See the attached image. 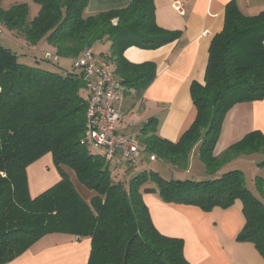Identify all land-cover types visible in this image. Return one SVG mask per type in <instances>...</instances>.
<instances>
[{
  "label": "trees",
  "instance_id": "1",
  "mask_svg": "<svg viewBox=\"0 0 264 264\" xmlns=\"http://www.w3.org/2000/svg\"><path fill=\"white\" fill-rule=\"evenodd\" d=\"M1 1L0 24L22 39L16 47L26 51L0 40V264L55 233L88 238L87 264H189L183 240L154 227L145 195L204 212L228 209L239 201L245 222L236 241L252 244L264 260L262 178L256 177L254 188H249L238 169L200 180L174 179L171 172L165 178L161 173L166 164L186 170L195 152L208 169L215 168L213 149L225 114L235 104L264 98V10L248 16L234 2L226 5L223 28L210 41L203 84L192 82L189 88L196 109L192 125L177 142H170L157 134L158 119H149L136 138L144 148L141 153L154 154L157 161L148 157L145 165L141 154L134 164L117 166L84 138L81 74L72 65L46 60L39 48L47 45L56 56L69 58L108 43V52L101 56L113 65L126 90L139 96L153 81L155 66L130 63L124 51L131 46L159 48L180 32L157 25L154 0H130L123 9L91 15L85 14L89 0H32L39 6L33 17L26 4L13 2L3 8ZM19 57L31 63H21ZM260 151L264 137L252 132L226 153ZM46 155L59 179L31 196L27 168ZM139 164L132 173L130 168ZM256 167H264V158ZM67 169L93 192L88 202L74 188Z\"/></svg>",
  "mask_w": 264,
  "mask_h": 264
},
{
  "label": "crops",
  "instance_id": "2",
  "mask_svg": "<svg viewBox=\"0 0 264 264\" xmlns=\"http://www.w3.org/2000/svg\"><path fill=\"white\" fill-rule=\"evenodd\" d=\"M13 2L26 4L29 12L30 8L33 9L35 13H31V17L39 9L32 4V0H2L1 6L7 8ZM129 2L89 0L85 14L123 9ZM230 2H234L238 10L248 16L264 10V0H154L157 25L166 30L179 31L180 36L156 49L131 46L124 51L123 56L130 63L153 64L155 77L139 96L132 90L125 91L120 106L123 118L116 127L117 133L137 137L151 118L158 119L159 137L170 142H177L188 130L196 116L189 88L192 82L203 84L210 41L222 30L225 7ZM0 31V37L4 31L7 32L1 24ZM7 33L4 42L18 50L16 45L22 39L14 32ZM104 45L108 48L107 53L109 44ZM44 48L53 51L47 45L39 49L42 51ZM66 61L59 60L58 63L69 66L70 61L67 64ZM252 132H259L264 137V98L235 104L225 114L213 149V157L218 160L215 168L208 169L197 154L193 159L196 166L191 164L190 158L186 170L170 164L165 167L174 178L183 176L186 179L190 176L199 180L238 169L243 172L246 185L254 188L252 178H249L250 183L246 182L245 169L247 172L256 170L264 181V167H256L259 159L264 158V151L249 155L228 156L229 153H226L230 146ZM46 157L27 168L31 196L38 195L59 179L50 155ZM143 199L157 231L164 236L183 240V254L189 264H264L252 244L236 241L245 222L239 201L228 209L214 208L204 212L195 206L164 203L157 195H145ZM89 253L88 238L55 233L42 236L24 254L6 264H87Z\"/></svg>",
  "mask_w": 264,
  "mask_h": 264
},
{
  "label": "built area",
  "instance_id": "3",
  "mask_svg": "<svg viewBox=\"0 0 264 264\" xmlns=\"http://www.w3.org/2000/svg\"><path fill=\"white\" fill-rule=\"evenodd\" d=\"M52 56L45 53L46 60H55ZM72 68L81 74L84 81L86 142L117 166L123 163L134 164L144 148L136 137L116 132L123 118L120 106L126 88L115 74L113 65L89 49L74 60ZM148 157L150 162L157 161L154 154Z\"/></svg>",
  "mask_w": 264,
  "mask_h": 264
},
{
  "label": "rangeland",
  "instance_id": "4",
  "mask_svg": "<svg viewBox=\"0 0 264 264\" xmlns=\"http://www.w3.org/2000/svg\"><path fill=\"white\" fill-rule=\"evenodd\" d=\"M32 4H35V2H33ZM37 5V4H36ZM37 7H39L38 5H37ZM39 10V9H38ZM37 10V11H38ZM36 11V14L38 13ZM30 14L31 13H35L34 11H33V9H31L30 8V12H29ZM1 34H2V32L0 31V36H1ZM7 36H8V33L6 32V31H4L3 32V35H2V37H0V40H1V42L3 43V44H6L5 42H4V40H6L7 39ZM9 47H11L10 45H9ZM14 47V46H13ZM15 48V47H14ZM107 49L108 48H105V45L104 44H97V45H95L94 47H93V50H94V53L96 54V55H98V56H101V55H103V54H105L106 52L105 51H107ZM86 50H89V49H84L82 52H85ZM17 51H20L19 49L17 50ZM43 52H45L46 54H52L53 56V58H56L55 60H67L66 61V64L68 63V61H70V63L71 64H69V66L70 65H72L73 64V62H74V60L76 59V58H78V56L82 53H80L77 57H69V58H60V57H58V56H56V54H55V52H54V50L53 51H51V50H49L48 48H44V50H42ZM18 53V52H17ZM19 62H21V63H31V62H29L27 59H24V58H21V57H19ZM62 65H64V64H62ZM65 67L67 66V65H64ZM92 153H97L95 150H93V149H89ZM195 155H196V152L195 153H193L192 155H191V164L193 163L195 166H196V162L193 160L194 158H196L195 157ZM47 156V155H46ZM46 156H44L43 158H47ZM256 156H261V155H256ZM141 158H143V162H145V165L146 164H148V156L146 155V154H142L141 155ZM257 159H259L260 157H256ZM262 159V158H261ZM261 159H259V160H261ZM193 161V162H192ZM140 165L141 164H139V165H137V166H135L134 168H130V171L132 172V173H135V171L138 169V168H140ZM245 169V168H244ZM68 170V172H69V177H70V180H71V182H72V184H73V186H74V188L76 189V191L78 192V194L81 196V198L84 200V201H86V202H88L91 198H92V196H93V192L92 191H90V190H88L85 186H83L81 183H79L78 182V180L76 179V177H75V174H74V172L73 171H71L70 169H67ZM176 170V169H175ZM178 171V170H177ZM180 172V171H179ZM161 173H162V175L165 177V178H169V177H171V176H169V170H167V167H165L162 171H161ZM245 175H246V182L247 183H250L251 181H250V179L249 178H252L253 179V181L255 180V178L256 177H260V178H262V175H259V173L255 170V171H253V172H247V170L245 169ZM172 174V173H171ZM173 175V174H172ZM181 177V178H180ZM187 178H191L190 176L189 177H187ZM174 179H179V180H184V177L183 176H179V177H177V178H174ZM254 184V183H253Z\"/></svg>",
  "mask_w": 264,
  "mask_h": 264
}]
</instances>
